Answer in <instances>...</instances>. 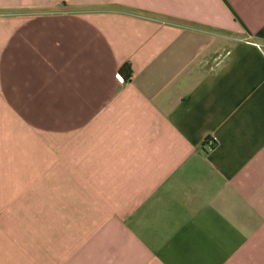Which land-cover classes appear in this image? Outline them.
I'll use <instances>...</instances> for the list:
<instances>
[{"label": "crops", "instance_id": "1", "mask_svg": "<svg viewBox=\"0 0 264 264\" xmlns=\"http://www.w3.org/2000/svg\"><path fill=\"white\" fill-rule=\"evenodd\" d=\"M0 264H264V0H0Z\"/></svg>", "mask_w": 264, "mask_h": 264}, {"label": "built area", "instance_id": "2", "mask_svg": "<svg viewBox=\"0 0 264 264\" xmlns=\"http://www.w3.org/2000/svg\"><path fill=\"white\" fill-rule=\"evenodd\" d=\"M218 141L215 135H212L211 137L208 136L204 139V146L206 147L207 150L212 151L215 146L217 145Z\"/></svg>", "mask_w": 264, "mask_h": 264}, {"label": "trees", "instance_id": "3", "mask_svg": "<svg viewBox=\"0 0 264 264\" xmlns=\"http://www.w3.org/2000/svg\"><path fill=\"white\" fill-rule=\"evenodd\" d=\"M132 69L129 64H124L120 69V75L124 80H128L131 77Z\"/></svg>", "mask_w": 264, "mask_h": 264}]
</instances>
